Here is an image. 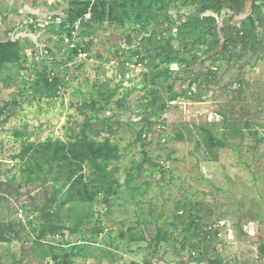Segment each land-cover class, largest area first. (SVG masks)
I'll return each instance as SVG.
<instances>
[{
    "label": "rangeland",
    "instance_id": "374dc122",
    "mask_svg": "<svg viewBox=\"0 0 264 264\" xmlns=\"http://www.w3.org/2000/svg\"><path fill=\"white\" fill-rule=\"evenodd\" d=\"M70 1L0 0V41H18L21 51L18 64L0 66V264H264V24L257 27L261 43L204 54L206 48L191 41L167 40L174 38L171 29L194 16L183 0H169L166 19L159 15L143 25L121 21L114 3L116 20L104 15L99 23L88 13L63 28ZM253 1L235 17L226 10L205 14L213 15L219 28L239 27ZM150 32L187 60L168 65L174 90L194 82L192 90L203 102L166 103L157 118L150 117L143 148L136 137L150 111L146 91L157 92L160 102L167 94L161 81L154 89L142 85L157 53L139 62L132 55ZM42 72L57 78L56 97L35 92ZM114 89L111 99L99 97ZM86 115L121 123L111 134L104 125L99 133L91 126L86 134L90 141L107 139L117 147L118 159L104 164L120 187L105 196L101 177L88 162L69 172L77 164L71 157L69 169L58 158L50 173L26 181L32 155L43 164L37 152L46 143L69 149L82 137ZM204 131L224 146H209ZM24 146L29 153L13 160ZM78 178L95 192L92 202L78 199L81 183L69 199V185ZM44 210L66 230L39 241ZM182 214L183 222L196 224L195 250L191 239L181 247ZM157 227L165 234L158 244Z\"/></svg>",
    "mask_w": 264,
    "mask_h": 264
},
{
    "label": "trees",
    "instance_id": "16d2710c",
    "mask_svg": "<svg viewBox=\"0 0 264 264\" xmlns=\"http://www.w3.org/2000/svg\"><path fill=\"white\" fill-rule=\"evenodd\" d=\"M112 1V2H110ZM73 0L68 3V10L66 15L67 22L62 24L64 28L67 23H74L77 20H82L86 14H91L96 17L99 23H102L104 15L108 16L110 21L116 20L115 8L113 6L116 3L117 6L121 8L120 20L125 21L126 23L131 24L132 21L142 24V21L145 20H156V18L161 15L166 19L165 7L169 0ZM248 0H183L185 5L193 7L194 16L191 17L188 22L177 26L174 31L171 29L170 34L174 35L169 37L170 39H177L182 42L191 41L196 45L204 46L206 49L203 51L204 54L215 53L222 55L225 53L230 46L239 44L242 45L245 42L249 43H261L260 37L257 34V27H262L264 24V18L262 16L264 10V0H254L250 6V12L245 18V22L242 23L239 27L232 25L217 26L216 18L213 15L219 16L222 11L226 10L230 13V17H235L241 14L245 8V5ZM145 7L146 11L142 12L141 8ZM205 13H211L213 15H206ZM118 19V18H117ZM157 35V36H156ZM160 34H155L150 32L148 37L142 38L139 45L132 51L133 57H136L139 62L144 59L147 55L151 53H157V56L154 57V64L150 72H146L145 76L147 77L142 81V85L151 84L152 89L155 87L158 81H161L165 84L166 91V100L165 102H160L156 97L157 92L154 90H147L145 99V107H149L150 111L147 114H144L142 117L143 125L140 128V131L137 133L136 141L141 142V135L143 131L149 128L152 125L150 117L157 118L166 108V103H173L178 99H183L191 102H203L200 97V93H195L193 89L194 82H190L186 88L180 89L179 91L174 90V82H168L172 78V72L168 68V65L171 63H177L184 65L187 63V60L183 56L175 51H167V42L165 43ZM160 39H158V38ZM221 45V52H218V47ZM20 45L18 41H0V66L6 63H16L20 62ZM193 60L197 59V56L194 54L192 56ZM160 61L167 66L161 68L159 66ZM57 78L49 79L46 73L42 72L40 76L38 75L36 79V85L34 90L40 95H46V97L54 98L58 93ZM116 89L110 90V93L107 96H101L104 98L102 100L111 99L116 93ZM122 99V98H121ZM119 104L122 101H118ZM95 105V104H94ZM98 109L95 110L97 114ZM1 115V112H0ZM98 116H85L84 122L80 129L82 137L80 140L75 141L71 144L68 149L65 145H55L46 143L44 147H40L41 152H37L42 160L43 164L39 162L38 158L32 155V162L34 165L26 166L24 169L26 172V181H31L33 176L37 177L38 172H43L48 174L52 171V163L60 158L66 160V165L69 169L71 160L77 162L74 165L73 169H69V172H74L80 170V163L88 162L92 171L98 173L101 177V185L99 189L105 196H110L114 188H119L120 184L117 183L110 172H108L104 163L118 159L117 156V147L115 145L109 144L108 140L105 139L102 143H97L90 141L86 138V134L91 126L96 127V132L99 133V125H104L108 133H112L114 130L112 128L115 126V130L119 129L121 123L115 121L114 125L110 124L109 121L105 119H99ZM95 119V120H93ZM90 131V130H89ZM205 141L211 147H223V143L218 139L214 138L209 132L204 131ZM182 136L178 135L177 140H181ZM142 147L144 148L147 144L141 142ZM52 150L50 151L51 147ZM30 151V146H24L21 151L16 155L12 156L13 160L20 159L23 160L25 155ZM144 153V151H143ZM145 154V153H144ZM71 157V160H69ZM144 159L142 162L147 160L146 155L143 156ZM146 157V158H145ZM79 163V164H78ZM32 167H31V166ZM46 166V168H45ZM58 166V165H57ZM35 170H34V169ZM35 172V173H34ZM70 174L68 179H70ZM77 183H81V189L77 190L78 199L83 201L85 198L92 202L95 197V192H90L87 184H83L81 178L74 179L69 185V199L73 197L75 193V186ZM192 211V210H190ZM197 217H199V212H195ZM43 223L40 226V230L36 233V239L49 240L51 237L58 231L66 230L60 222L53 223V219L49 211L44 210L41 214ZM183 214L178 216V221L182 225V229L179 232L181 236V247L183 248L184 242L188 239H191V249L195 250L199 247L198 243H194V238L196 236L195 228L196 224L191 219L189 222L185 223L182 220ZM80 224V223H79ZM79 226V225H78ZM77 225L75 224L69 230L71 234L77 232ZM120 238H123V234H118ZM208 241L212 238L210 235L205 237ZM165 239V234L161 227L155 229L154 242L156 244L160 243ZM209 264H217L214 260H211Z\"/></svg>",
    "mask_w": 264,
    "mask_h": 264
},
{
    "label": "built area",
    "instance_id": "2783aa9c",
    "mask_svg": "<svg viewBox=\"0 0 264 264\" xmlns=\"http://www.w3.org/2000/svg\"><path fill=\"white\" fill-rule=\"evenodd\" d=\"M31 22V21H30Z\"/></svg>",
    "mask_w": 264,
    "mask_h": 264
}]
</instances>
